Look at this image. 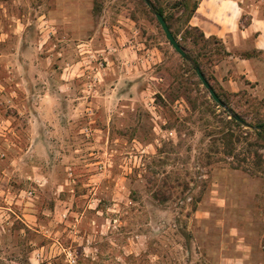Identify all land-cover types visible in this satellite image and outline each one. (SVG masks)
I'll return each mask as SVG.
<instances>
[{
    "label": "rangeland",
    "instance_id": "rangeland-1",
    "mask_svg": "<svg viewBox=\"0 0 264 264\" xmlns=\"http://www.w3.org/2000/svg\"><path fill=\"white\" fill-rule=\"evenodd\" d=\"M149 1L240 142L143 0H0V264H264V53Z\"/></svg>",
    "mask_w": 264,
    "mask_h": 264
},
{
    "label": "crops",
    "instance_id": "crops-1",
    "mask_svg": "<svg viewBox=\"0 0 264 264\" xmlns=\"http://www.w3.org/2000/svg\"><path fill=\"white\" fill-rule=\"evenodd\" d=\"M242 14L238 0H199L190 24L198 27L207 38L223 39L230 35L252 38L253 48L264 53V18L253 11L249 14V25L241 28Z\"/></svg>",
    "mask_w": 264,
    "mask_h": 264
},
{
    "label": "trees",
    "instance_id": "trees-1",
    "mask_svg": "<svg viewBox=\"0 0 264 264\" xmlns=\"http://www.w3.org/2000/svg\"><path fill=\"white\" fill-rule=\"evenodd\" d=\"M149 3L150 1L147 0ZM187 0H183V4H182V7H183V15L185 16V19L183 21V23L181 24L182 27H184L185 29V33H189V34H193L194 35V39L195 41H193L194 43L198 42L199 41H204L205 42V35L203 34V32L196 26H192L190 24V20L192 19V17L194 16L195 14V11H196V8H197V5H198V2L199 0H195L192 7H188L187 3H186ZM143 2L145 3V0H143ZM146 4V3H145ZM151 4V3H150ZM147 6V5H146ZM151 6L153 7V9L160 13L167 25H168V28L169 30L171 31V33L173 34V36L175 37V39L177 40V42L179 43L180 47L183 49V51L186 53V46H187V40L186 38L184 37L183 39L181 40H178V31H175L176 29H174L173 25H172V22L173 21V16H170V17H167V15H165L164 13V10L160 7H157L155 5H152ZM151 10V9H150ZM151 12L153 13V11L151 10ZM245 15L242 14L241 16V20H240V27H246L249 25V22H250V17H248L246 20H245ZM176 21V20H175ZM198 39V40H197ZM226 55H228V53H225ZM186 55L188 56V58L190 59V61L197 65L199 67V69L201 70L203 76L205 77L206 81L208 82L203 70H202V66L201 64L195 60V59H192L190 57V55L188 53H186ZM192 68V66H191ZM193 70V68H192ZM201 83V82H200ZM209 83V82H208ZM210 85V84H209ZM213 89V88H212ZM214 90V89H213ZM215 91V90H214ZM216 93V92H215ZM216 95L219 97V99L227 106L228 105V100L226 98H223L221 97L218 93H216ZM215 106L216 107H219L216 103H215ZM230 110V109H229ZM223 112L228 114L227 116L230 117V119L227 121V124L229 125L228 128L226 129H222V133H221V138L220 140L223 141L224 145H225V148H231L230 152H232L233 150V147H232V139H234L235 141L237 142H240L241 140V136L240 134H243L242 130H243V127L244 126H247L245 123H244V120L242 117H240L239 115H237L242 121L243 123H239V122H236L231 116L233 115H236L233 111L230 110L231 113H229V111H225L223 109ZM235 126L239 131L240 133H234L233 129L231 128L232 126ZM257 126H261V129L259 131H264V118L263 119H258L256 125H255V128ZM258 131V132H259ZM233 168H236V167H233ZM153 195V198L154 200H156L158 203L160 204H164V203H167L170 199H165L164 197L166 196V191L164 190H157V191H154V193L152 194ZM263 250H264V242H263Z\"/></svg>",
    "mask_w": 264,
    "mask_h": 264
},
{
    "label": "water",
    "instance_id": "water-1",
    "mask_svg": "<svg viewBox=\"0 0 264 264\" xmlns=\"http://www.w3.org/2000/svg\"><path fill=\"white\" fill-rule=\"evenodd\" d=\"M145 3L147 5V7L149 9H151L153 11V15L155 16L162 32L164 33V36L166 38V40L168 41L169 45L173 48V50L185 61L189 62L190 65L193 68V71L195 72L197 78L199 79V81L201 82L202 86L206 89V91L208 92L209 96L211 97V99L221 108H223L225 111H229V108L219 99V97L216 95L215 91L212 89V87L209 85V83L206 81L205 77L203 76L201 70L199 69V67L195 64H193L190 59L188 58V56L186 55V53L183 51V49L180 47L179 43L177 42V40L175 39V37L173 36V34L171 33V31L168 28V25L164 19V17L156 12L153 7L151 6V4L145 0ZM236 122L239 123H243V121L237 116V115H233L231 116ZM256 129L259 131L261 129V126H257Z\"/></svg>",
    "mask_w": 264,
    "mask_h": 264
}]
</instances>
